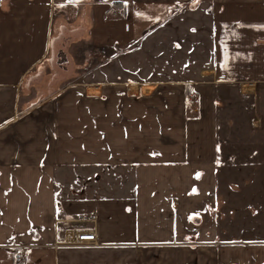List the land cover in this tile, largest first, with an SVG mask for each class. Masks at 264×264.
<instances>
[{
	"label": "crops",
	"instance_id": "obj_1",
	"mask_svg": "<svg viewBox=\"0 0 264 264\" xmlns=\"http://www.w3.org/2000/svg\"><path fill=\"white\" fill-rule=\"evenodd\" d=\"M258 135L264 0H0V264H264L220 224L262 203Z\"/></svg>",
	"mask_w": 264,
	"mask_h": 264
},
{
	"label": "rangeland",
	"instance_id": "obj_2",
	"mask_svg": "<svg viewBox=\"0 0 264 264\" xmlns=\"http://www.w3.org/2000/svg\"><path fill=\"white\" fill-rule=\"evenodd\" d=\"M234 105H238V106L236 107ZM243 105H244L243 102H240L238 99L236 100L234 99L232 100V103L230 102L227 104V101H226L225 105L221 107L222 110H224L223 112L225 115H227L229 111H230V114H232V112L234 111V110L232 111V109L237 108V110L233 112L236 114V116L231 117V119H229L228 121L229 126L232 129V134L228 135L230 141L231 140L232 141H243V138L245 136L243 132V129H244L243 125H244V122L246 121V118L244 117V113L241 112V111H244ZM257 137H258L257 140L264 139V137H260L259 135ZM263 168L264 167H260V166L252 167V173L253 174L263 173L264 171L263 172L261 171L263 170ZM237 169L239 168L237 167ZM239 172L245 174L246 172L250 173V170L249 169L244 170V167H242L239 170ZM101 175H104V173H102ZM237 184L238 185L241 184V186H239L240 188L239 190H241V192H243L245 188L251 189L252 191H255V190L258 191L260 188L264 186V182H260V181L252 182V183L251 182L250 183L249 182H245V183L238 182ZM255 194L256 193L253 192L252 197L250 199L244 198L249 203L244 202L243 198L235 199V204L236 206H238V208H240L239 209L240 211H243L244 210L243 208L247 206H250L252 208L253 211L251 210V214H249L250 216L243 214V212H241L240 214H237V216H239L238 217L240 219L239 220L235 216L236 214H232V216L229 214L230 208L227 207V210L224 213L225 217H222V215H220L222 217L220 219L221 231L227 232L226 230L228 229V232L231 231L230 234H233L237 237H241L242 239H246V238L264 239V197L262 198L261 200L262 203L260 204L259 198ZM237 196H240V195L237 194ZM226 202L228 203V199H226ZM229 205H232V204H229ZM248 217H250V220ZM243 219L245 220L246 223H243L241 221Z\"/></svg>",
	"mask_w": 264,
	"mask_h": 264
},
{
	"label": "built area",
	"instance_id": "obj_3",
	"mask_svg": "<svg viewBox=\"0 0 264 264\" xmlns=\"http://www.w3.org/2000/svg\"><path fill=\"white\" fill-rule=\"evenodd\" d=\"M218 81H225V75H220L217 78ZM194 100V96H192ZM70 233V234H69ZM69 238L74 237V240L70 238L69 244L74 246H88L96 245L98 242L97 235L94 231H78V232H68ZM26 246L16 247V254L14 257V264H26Z\"/></svg>",
	"mask_w": 264,
	"mask_h": 264
},
{
	"label": "water",
	"instance_id": "obj_4",
	"mask_svg": "<svg viewBox=\"0 0 264 264\" xmlns=\"http://www.w3.org/2000/svg\"><path fill=\"white\" fill-rule=\"evenodd\" d=\"M59 58H60L59 64H61V65L68 61L67 58L65 56H63V55L59 56ZM194 223H195V225H200L201 221L199 219H197V220L194 221Z\"/></svg>",
	"mask_w": 264,
	"mask_h": 264
},
{
	"label": "flooded vegetation",
	"instance_id": "obj_5",
	"mask_svg": "<svg viewBox=\"0 0 264 264\" xmlns=\"http://www.w3.org/2000/svg\"><path fill=\"white\" fill-rule=\"evenodd\" d=\"M62 55H63L62 53H58V55H57L56 62H57L58 64H59V61H60L59 56H62ZM64 65L66 66V65H67V62H66V63H63L62 65L59 64V66H62V67H63ZM197 219H199V218H197V217L193 218V219H192L193 223H194V221L197 220ZM194 224H195V223H194Z\"/></svg>",
	"mask_w": 264,
	"mask_h": 264
},
{
	"label": "trees",
	"instance_id": "obj_6",
	"mask_svg": "<svg viewBox=\"0 0 264 264\" xmlns=\"http://www.w3.org/2000/svg\"><path fill=\"white\" fill-rule=\"evenodd\" d=\"M197 4H198V2L194 3L192 5V8H195L197 6ZM61 53L63 54V56H65L67 58V60H69V57H68L67 53L64 51V49L61 51ZM63 67H65V65Z\"/></svg>",
	"mask_w": 264,
	"mask_h": 264
}]
</instances>
